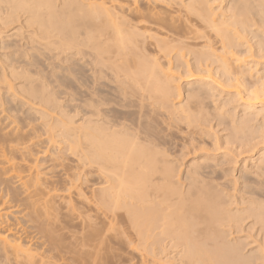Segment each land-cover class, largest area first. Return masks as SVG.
I'll use <instances>...</instances> for the list:
<instances>
[{"label":"bare ground","instance_id":"obj_1","mask_svg":"<svg viewBox=\"0 0 264 264\" xmlns=\"http://www.w3.org/2000/svg\"><path fill=\"white\" fill-rule=\"evenodd\" d=\"M263 242L264 0H0V264Z\"/></svg>","mask_w":264,"mask_h":264},{"label":"rangeland","instance_id":"obj_2","mask_svg":"<svg viewBox=\"0 0 264 264\" xmlns=\"http://www.w3.org/2000/svg\"><path fill=\"white\" fill-rule=\"evenodd\" d=\"M183 81H184V80H182V81L180 82V85H181V88H182V89H183V87L185 86V83H184ZM182 83H183V84H182ZM182 86H183V87H182ZM177 103H178V102H176V101L174 102V101H173V104H177ZM76 119H77V118H76ZM212 124L214 125L215 122L211 123V126H212ZM204 127H206V126H204ZM209 127H210V126H209ZM209 127H207V128H209ZM214 128H215V127H214ZM201 129L204 131V132H203V131L201 130L203 133H206V135H207V136H205V137H207L206 139H207V140H211V138L214 136V135L211 136V133H212L211 131H213V129H211V131H210V128H209L210 134H208L209 132L207 131V129H205V128H203V127H201ZM216 129L218 130L219 128H216ZM216 129H215V130H216ZM205 130H206V131H205ZM217 130H216V132H217ZM202 132H200V133H202ZM200 133H199V134H200ZM218 133H219V135H216V137H217V136L219 137V136L221 135L220 132H219V130H218ZM199 134H198V135H199ZM204 135H205V134H204ZM209 135H210L211 137H210ZM208 138H209V139H208ZM201 139H203V142H204V141L206 142V139H205L203 136H202ZM213 140H214V138H213ZM213 140H211V141H212L211 143H210V141L206 142V143L208 144V145H207V144H206V145H207L208 147L210 146V144L213 145V144H212V143L214 142ZM52 145H53L52 143H49V144H46V145L44 144V145H42L41 147H37L36 149H37V151H43V148H44V147H47V149H49L48 147H50V146H52ZM56 145H57V144H56ZM60 146H63V145H60ZM204 146H205V143H204ZM204 146L201 145V147L203 148V149H201V150H203V151L205 152V150H204ZM207 146H206V147H207ZM206 147H205V148H206ZM213 147H214V146H213ZM209 148H211V146H210ZM214 148H215V147H214ZM199 149H200V148H199ZM208 150H209V149H207L206 152H207V154H210V152L208 153ZM212 150H213V149H212ZM212 150L210 149V151L212 152V154H210V155H217V154H219L220 151H221V150H219V152L216 154V152L213 153ZM203 151H202V152H203ZM217 151H218V150H217ZM197 152H198V151H196V154H197ZM200 152H201V151H199L198 154H199ZM204 152H203V153H204ZM221 152H222V151H221ZM198 154H197V155H198ZM40 155H41V154H40ZM50 155H51V153H49V151H48L44 156H42V157L40 156L39 159L45 157L44 159L46 160V158H47L48 156H50ZM191 157L193 158V155H191ZM191 157H190V156L184 157V158H183L184 161L181 159V160L183 161V162L181 161V162L183 163V165L185 164L184 166L181 165L182 167H180V168H183V169H181V171H180V175L182 174L181 176H183V175L185 174V171H184L185 168H184V167H185L186 164L189 162V160L191 159ZM245 157H247V155H246V156H245V155H243V156L241 155V157H239L240 159L237 160V163H238V164H241V165H238V164H236V166L234 165V166H235L234 174H233V172L231 173V174H233V176L238 175L237 171H238L239 169L236 171V168H239L240 166H243V165H242V164H243V163H242V159L245 158ZM64 158H65V159L67 158V159L69 160V159H70V156H68V157L64 156ZM186 158H187V159H186ZM41 160H42V159H41ZM174 160H175V159H174ZM178 160H179V159H176V161H178ZM179 161H180V160H179ZM179 161H178V162H179ZM243 162H244V161H243ZM247 162H249V160H247ZM182 163H180V164H182ZM41 164H44V163H41ZM246 164H247V163H246ZM246 166H247V167L249 166V168H250V165H249V164H247ZM228 167H229V166H228ZM231 168H232V167H231ZM179 170H180V169H179ZM182 171H183V172H182ZM183 173H184V174H183ZM231 177H232V176H230L229 179H232ZM236 177H237V176H236ZM125 229H127V228H124V230H125ZM127 230H129V229H127ZM252 232H253V231H252ZM245 234H246V235H245ZM243 235H244V236H243ZM247 235H250V236H252V235H253V236H254V235H257V237H258V234H256V232H253V233H251V234H249V232H248V234H247V233H242V234H240L241 237L243 236L242 239L245 238ZM253 236H252L253 240L251 239L253 242L250 240L249 237H248V239L246 238V239H247V242L250 243V244H249L250 247L246 246V248H245V249H246V250H245L246 252L244 251V253H247V251H249V252H250V251H254L253 249H255V248L259 245L257 241H260V240H258L256 236H255L256 238L253 237ZM260 237H261V235H259V238H260ZM254 238L256 239L255 241H254ZM260 239H262V237H261ZM245 241H246V240H245ZM245 241H244V242H245ZM262 241H263V240H262ZM262 241H260V242H262ZM251 242L254 243L252 246H251ZM256 243H257V245H256ZM263 243H264V242H263ZM263 243H262V245H263V247H264V244H263ZM260 244H261V243H260ZM254 245H256V246H254ZM262 245H261V247H262ZM132 247H133V246H132ZM263 247H262V250L264 249ZM134 248L136 249L135 246H134ZM134 248H131L132 250H130L129 247H128V249H127V247H123V248H121L122 250L120 249V250L115 251V252H113V251L104 252V253L102 252L103 254H100V255H101V257H102L103 262H105V263H102V262H101V264H140V258H141V257H140V255H141L140 250H139L138 248L135 250ZM250 248H251V249H250ZM259 248H260V246H259ZM133 249H134V250H133ZM263 251H264V250H263ZM263 251H262V252H263ZM249 252H248V253H249ZM174 254H175V253H174ZM174 254H172V255H174ZM263 254H264V252H263ZM247 255H248V254H247ZM148 257H149L148 259L150 260V259H151L150 256H148ZM102 260H100V261H102ZM258 261H261V260H258ZM258 261H257V262H258ZM92 262H93V264H94V262H96L95 264H97V260H96V261H95V260H94V261L91 260V263H92ZM261 262H264V261H261ZM98 263H99V260H98ZM256 264H260V263H256ZM262 264H264V263H262Z\"/></svg>","mask_w":264,"mask_h":264}]
</instances>
